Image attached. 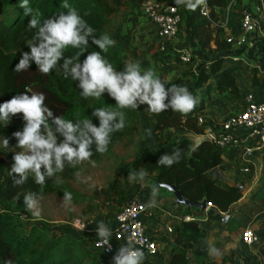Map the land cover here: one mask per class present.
Here are the masks:
<instances>
[{"label":"trees","instance_id":"obj_1","mask_svg":"<svg viewBox=\"0 0 264 264\" xmlns=\"http://www.w3.org/2000/svg\"><path fill=\"white\" fill-rule=\"evenodd\" d=\"M20 2L21 0H0V104L22 92L31 94L30 87L33 86L36 92H43L46 95L45 104L54 115L63 116L74 123L76 119L90 117L93 125L99 127V117L92 115L95 108L110 107L114 111L123 112L125 127L122 131L110 134L111 141L107 152L104 154L95 152L93 144L94 154L90 161L86 162L98 161L115 144L124 139H132L141 132L143 120L148 118L151 127L150 137L154 143L162 140L166 130L180 135L172 150V154L179 150L178 163L170 167L158 165L160 158L168 153L160 148L149 147H144L133 161L136 171L155 175L153 184L149 187L153 196L158 200H173V194L165 186H174L187 201L205 200L207 204L212 205L211 209L218 213L231 211L241 199L242 192L236 186L228 185L221 176L220 172L225 170L221 150L209 141L203 142L193 151L192 136L206 134L207 120L204 124L198 123V116L206 109V94L226 93L227 100L233 103L242 101L246 94L241 92L235 80L238 65L226 61L229 56L227 50L231 48L225 40L226 30L220 25L216 29L212 27V23L217 24L220 18L226 17V27L230 33L236 35L240 0L233 4L229 0H206L211 21L200 15L199 6L195 11H191L186 3L176 4L185 25L184 29L196 43L197 50H192L189 62L176 64L183 67L181 73L168 78L166 72L160 71L157 76L166 82V90L173 84L187 86L194 96L199 97V104L188 114L171 109L154 114L148 110L147 104L136 110L120 109L107 91L99 98L84 99L80 95L83 89L78 87L80 81L73 80L71 75L65 78L59 64L49 74H43L38 70L35 60H30L28 70L15 71V65L22 58L21 52L30 53L28 45L32 43L36 31L28 28L30 17L23 15L24 10L19 6ZM29 3L32 8L39 11L41 21L50 17L55 19L60 12L64 14L68 12V9L61 7L63 0H29ZM68 3L95 29L93 35L96 38L106 34L107 19L116 11L106 0H68ZM258 44L264 52V38H260ZM82 47L84 55L79 56L81 64L88 53L100 51L92 44L91 38L89 44ZM79 51L69 46L65 49V56L75 57ZM198 51L209 54L210 59H202ZM101 54L117 68V71H125L126 63L117 46L109 47L106 53ZM256 72L258 73L255 69L253 81L259 86V92L264 89V80L259 76L257 78ZM171 96L169 93L166 104ZM24 123L22 113L13 116L7 126L0 121V138H7L10 142L17 141L12 134L16 131L22 132ZM56 135L59 140H63L60 133ZM15 154L6 152L0 157V264H6L7 261H11L12 264H100L96 256H89L86 240L76 234L50 228L44 221H36L24 199L29 192L34 193L32 197L34 201L48 194L64 199V194L68 192L72 196L69 202L81 203L84 198L75 194L67 185L68 181L75 179L78 164L71 166L65 161L64 170L51 178L46 177L44 185L35 182L33 173H29L26 183L14 185V181L20 179L19 174L10 172L15 164L13 159ZM122 205L123 203L120 204V208ZM171 210L174 216H187L191 219L172 223V243L167 245L162 238H156L157 244L161 247L158 256L143 259L142 264H189L191 257H195L196 261L202 258L201 253L193 249V245L204 238L202 224L198 220L202 219L206 212L193 206L176 205L174 200ZM228 224L230 231L240 226V222L232 218Z\"/></svg>","mask_w":264,"mask_h":264},{"label":"clouds","instance_id":"obj_2","mask_svg":"<svg viewBox=\"0 0 264 264\" xmlns=\"http://www.w3.org/2000/svg\"><path fill=\"white\" fill-rule=\"evenodd\" d=\"M204 2L205 0H195L194 3L192 0H175L177 5L186 3L191 11H195ZM19 6L24 10L23 15L30 17L28 28L36 31L32 43L28 45L30 53L21 52L22 58L15 65V71L28 70L30 60H35L38 70L43 74H49L59 64L65 78L71 75L73 80L80 81L78 87L83 89L80 93L82 98H99L107 91L120 109L136 110L147 104L148 110L154 114L169 109L188 114L199 104V97L194 96L187 86L173 84L166 90V82L162 81L151 68L141 74L139 62L126 63L125 71H117V68L101 54L114 46L115 40L107 34L96 38L93 35L95 29L69 5L68 0H63L61 4L62 8L68 9L67 14L60 12L55 19L50 17L43 21L40 19L39 11L30 6L29 0H21ZM89 38L100 51L88 53L81 64L79 56L84 55L82 46L86 47L89 44ZM69 46L80 50L75 57L65 56V49ZM169 93L172 96L166 104ZM45 100L46 95L43 92L31 94L22 92L0 104V121L4 122L5 126L10 124L12 117L18 113L23 114L25 122L22 132L16 131L12 134L18 141L16 147L21 149L13 156L15 164L10 171L11 174L20 176L19 180L14 181V185L26 183L29 173L34 174L37 184L44 185L46 177L51 178L64 170L65 161L71 166L90 161L94 154L93 144L95 152L106 153L111 141L110 134L122 131L125 127L124 113L114 111L110 107L93 110L92 115L100 119L97 127L93 125L90 117L76 119L74 123L73 120L54 115L45 104ZM56 133H60L63 140H59ZM3 146L8 147L7 138L3 140ZM178 151H174L172 155H163L157 164L170 167L178 163L180 161ZM140 174L145 175L143 171ZM132 175L130 173V176ZM33 195V192H29L24 197L29 211L35 204ZM71 199V193L66 192L64 200L69 202ZM97 234L102 238L100 244L111 250L109 237L112 232L106 229L103 222L100 223ZM143 258V250L134 247L132 240H129L127 245L119 247V254L114 257L115 264H142ZM6 264L12 262L7 261Z\"/></svg>","mask_w":264,"mask_h":264},{"label":"crops","instance_id":"obj_3","mask_svg":"<svg viewBox=\"0 0 264 264\" xmlns=\"http://www.w3.org/2000/svg\"><path fill=\"white\" fill-rule=\"evenodd\" d=\"M106 1L108 2L109 6L115 8L116 11L107 19L105 33L111 39L115 40V46L118 47L121 55L125 60V63L139 62L141 64V74H143L144 70L151 68L155 71L156 74L160 71L166 72L168 78H172L173 76H176L183 71V67H179L176 65L177 63H179L176 59V56L178 55L177 52L175 53L169 50H175V47L180 43L181 45L192 46V50H197L196 43L191 39L188 31H185V25L183 22L180 25L176 39L171 43L164 44V42L157 37L155 26L151 23H148V21H146V19H144L141 14L140 3L143 0ZM155 1H157L158 3L172 2L176 4L175 0ZM231 2H236V0H231ZM240 2V9L250 8L254 4V0H240ZM119 16L121 17L120 20ZM262 36H264L263 33L260 34V32H257L254 38L258 42L260 41V38H262ZM141 45H143L145 49L143 50V52H141ZM227 51L229 56H236L239 59V61L234 64H237L239 69L240 67H242L240 71L238 69V71L234 75L236 83L239 86L241 92L243 94L248 92L258 93L259 86L255 84L253 78L250 77V79L245 80L239 79V76L245 69L250 73H253L252 77H254L255 69L257 71H259V69H264V52L261 50L260 44L257 43L256 47L252 50H248L242 47H231ZM198 53L204 60H208L211 57L209 54H206L203 51H198ZM228 57L226 61L231 62ZM154 58H160V60H154ZM164 64L168 65L164 66ZM255 76L258 78L259 75L257 72ZM205 97L207 99L206 109L201 115H199V117H201L204 121L207 120V128L210 129L213 133L217 130L213 125L217 123L221 124L228 115L236 113L237 111L231 109H228V111L226 110L227 108H230V101L227 100L228 96L226 93L219 95L209 93L208 95L206 94ZM240 102V106L238 105L239 109L242 103ZM143 122H146L149 134V145L145 147L160 148L163 151L167 152L168 155H171L174 143L180 135H175L171 130H166L163 133L162 140L158 143H154L150 137L151 127L148 118H146V120ZM166 134H169L171 136V140L173 142L170 147L164 144ZM207 134L208 133H206V135ZM223 156L224 154H222V164L224 165L225 170L220 173L224 181L228 185L233 186L241 183L244 187L241 199L233 206L230 211V213L232 214V219L236 217V214L239 213V209H242V207L244 208L248 206L250 208H255V206H257L258 211H253L249 216H251L252 219L258 218L261 224L264 225V148L262 151L255 154L254 165L251 169V172L249 174H240L239 176L237 175L234 178L238 181L237 184L229 183L227 181L228 173H226L227 167L223 162ZM144 187L145 185L141 187L140 191L138 189L137 191L131 193V195L139 192L140 198L145 203L146 213L144 217V227L146 232L152 237L161 238L163 237V233H161L160 231L163 230L164 226L166 225L165 223H163L162 219L166 216V214H168L167 212H173L170 208L163 209L161 207L163 205L168 206L170 203L165 204L164 199H156L149 188V184L146 185V189ZM211 213H215L218 215V212L213 209H211ZM206 215L202 219L198 220L201 224L204 223L202 224L204 238L193 245V249L198 250L201 253L202 258L200 259V261H196L195 257H191L189 264H213V261L209 260L210 253L208 251V248L204 244V240L206 239V231L204 229V226H209L210 231L207 237H209L211 233L215 234V229L213 228V221L205 222V220L207 221V218L205 219ZM178 217L176 219L177 222L180 221ZM101 222L102 221L98 222L95 228L91 231V233L96 236L95 238L99 237L97 234V229ZM104 225L106 229H110L112 232L114 226V217L112 218V220L105 222ZM239 230H242L241 223L238 228L232 229L231 231L228 228V231L226 233L231 234L230 237L233 244L224 245V248L222 249L224 252L215 254L216 261L221 262L222 264H264V227L254 225V230H252L259 236V243L251 247L244 246V249L234 244L236 240V238H234V234H237L240 239L241 231L237 232ZM216 243H218V241ZM214 248L215 246L212 247L210 251H212ZM213 253L214 250L212 251V254ZM118 254L119 246L117 245L110 256V259L115 262L114 257Z\"/></svg>","mask_w":264,"mask_h":264},{"label":"rangeland","instance_id":"obj_4","mask_svg":"<svg viewBox=\"0 0 264 264\" xmlns=\"http://www.w3.org/2000/svg\"><path fill=\"white\" fill-rule=\"evenodd\" d=\"M229 1L231 2V0ZM231 4L233 3L231 2ZM120 19L121 17L119 16V20ZM222 21L223 20L220 18L218 24H221ZM224 33L226 34L227 32L225 31ZM140 48L141 52L145 50L143 45H141ZM187 48L192 49V46L181 45L180 43L175 47V50H169L176 53L177 51L181 52ZM154 60H160V58H154ZM241 68L242 67H240V69ZM241 73L242 74L239 76V79L248 80L250 77L253 78V73H250L246 69ZM30 89L31 93L36 92L33 86H31ZM229 105L230 108H227V111L228 109L234 111L239 110L238 102H230ZM219 125L220 124L217 123L213 126L217 129ZM140 130L141 132H138L137 135H135L132 139H124L121 142L115 144L113 148L110 149V151L100 160L91 162L84 161L78 164L75 179L68 181L67 185L71 190H73L75 194L84 198L81 203L75 204L66 202L61 197L48 194L36 200L34 207L31 209L33 218L36 221H44L49 224L50 228L61 229L62 231L76 234L86 240V243L88 244L87 250L90 254L89 256H96V258L100 261V264H115V262L110 259V256L103 257L92 249L91 240H93L96 236L93 235L91 231L95 228L98 222L102 221L105 223L109 220H112V218L120 209L119 205L122 204L125 199L131 195V193L137 191L139 187H143L144 185L145 189L146 185L148 184L149 187H151V184H153L155 179L154 174H148L145 172V175L141 176V171H136L133 167L134 159L145 146L149 145V134L146 122H143V126L142 128L140 127ZM3 140V138H0V157H3V154L6 152L17 153L21 151V149L16 147L18 141L10 142L8 140V147L5 148L3 146ZM172 143L171 136L166 134L164 144L170 147ZM223 153V162L227 167L226 173H228L227 181L229 183L237 184L238 181L234 178L241 174V151L238 149L228 148L224 150ZM130 173L133 175L130 176ZM164 200L165 204H170L168 206L163 205L161 207L163 209H171V201L173 202L174 199ZM239 210V213L236 214V217L233 220H237L242 224V230L246 227L254 230V225L264 227L258 218L252 219L251 216H249L253 211L257 210V206H255V208H250L248 206L244 208L242 207V209ZM205 212H207L205 217V219L207 218V221L205 220V222L213 221V228L215 229V234L211 233L209 237H207L210 231L209 226H204L206 231V239L204 240V244L210 253L209 260L213 261V264H222L221 262L216 261L215 254L223 253L224 251L222 249L224 248V245L233 244L230 237L231 234L226 233L228 231L229 224L226 226L221 225L219 222V215L211 213L210 207H207ZM33 213H38L39 215L37 216ZM162 220L165 224L168 222H177L167 215ZM82 225L84 226L82 227ZM242 230L237 232H242ZM234 238H236L234 244L244 249L245 247L240 243V239L237 234H234ZM217 241L218 243H216ZM214 246V253L212 254L213 250L210 251V249Z\"/></svg>","mask_w":264,"mask_h":264},{"label":"built area","instance_id":"obj_5","mask_svg":"<svg viewBox=\"0 0 264 264\" xmlns=\"http://www.w3.org/2000/svg\"><path fill=\"white\" fill-rule=\"evenodd\" d=\"M234 3V2H232ZM141 14L156 28V34L164 44L171 43L176 39L182 19L178 13L176 4L172 2L158 3L155 0H143L140 4ZM199 13L202 17L211 21L210 9L206 3L199 5ZM218 25L226 30L225 40L231 47H242L252 50L260 41L255 40V34L260 32L264 34V0H254L250 8L240 9L238 12L237 34L233 35L226 27L227 18H222ZM264 38V36H262ZM179 51H177L178 53ZM192 49H184L177 55V61L187 63L190 61ZM232 63H237L239 59L236 56L228 57ZM168 64H164L167 66ZM258 75L264 80V69H259ZM241 107L236 113L228 115L220 124L215 132L207 128L205 136L210 138L217 148L223 151L228 148L241 151L240 173L249 174L254 165L255 154L264 148V89L258 93L249 92L243 96ZM204 120L198 116V123L204 124ZM204 136V135H203ZM237 189L243 192L244 187L241 184L236 185ZM141 187H139L140 191ZM207 207L212 208L211 204ZM146 206L140 198L139 192L127 197L123 205L114 216V226L112 235L109 237L111 250L107 246L100 244L101 237L94 238L91 241L92 249L102 255L109 257L119 247L127 245L129 240L134 242V247L140 248L144 252L143 259L155 258L159 254L160 246L156 238L148 234L144 227V217ZM167 216L177 219L173 213L167 212ZM219 222L226 226L232 218L230 212L218 213ZM180 220L189 221L191 218L184 216L178 217ZM84 225H82L83 227ZM161 237L169 245L172 243L173 225L168 223ZM240 242L243 246L251 247L259 243V236L251 229L244 228L240 234ZM99 244V246H98Z\"/></svg>","mask_w":264,"mask_h":264},{"label":"water","instance_id":"obj_6","mask_svg":"<svg viewBox=\"0 0 264 264\" xmlns=\"http://www.w3.org/2000/svg\"><path fill=\"white\" fill-rule=\"evenodd\" d=\"M192 140L194 142L195 148L198 147L203 142H209L210 138L208 136H192ZM193 146V147H194ZM174 196V203L176 205H186V206H193L196 207L202 211H205L207 209V203L205 200L201 202H191L185 200L180 192L174 187V186H165Z\"/></svg>","mask_w":264,"mask_h":264}]
</instances>
